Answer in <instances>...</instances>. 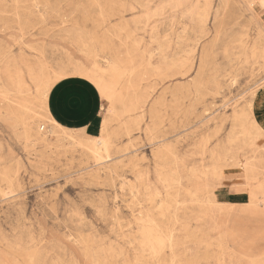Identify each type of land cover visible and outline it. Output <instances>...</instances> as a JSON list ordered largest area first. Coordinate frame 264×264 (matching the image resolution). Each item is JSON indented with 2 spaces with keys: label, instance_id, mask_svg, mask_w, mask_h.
Here are the masks:
<instances>
[{
  "label": "rangeland",
  "instance_id": "374dc122",
  "mask_svg": "<svg viewBox=\"0 0 264 264\" xmlns=\"http://www.w3.org/2000/svg\"><path fill=\"white\" fill-rule=\"evenodd\" d=\"M250 2L0 0V264H264V144L239 102L264 86ZM105 60L111 113L64 125L45 83ZM222 158L247 166L227 173L247 198L207 200Z\"/></svg>",
  "mask_w": 264,
  "mask_h": 264
},
{
  "label": "snow or ice",
  "instance_id": "6c2138e0",
  "mask_svg": "<svg viewBox=\"0 0 264 264\" xmlns=\"http://www.w3.org/2000/svg\"><path fill=\"white\" fill-rule=\"evenodd\" d=\"M248 11L251 14H255V11L259 9L260 15L264 16V0H251L246 5ZM103 68H96L95 65L89 61H85L82 66L68 65L67 67L59 70L57 74L52 76L44 85L41 101L51 102L55 99L56 105L61 110H67L71 112L75 109L79 103L80 98L78 94L74 93L70 88L66 89L67 85L73 82L76 78L79 81H86L87 84L92 86L93 96H98L104 101V106L108 110L109 114L112 110V105L115 101V96L108 84L109 74H115L118 72L119 65L113 63L111 60H105L103 62ZM239 102L245 107L246 122L249 128V134L252 139V146L255 147L256 143L264 144V86L259 89L252 87L250 84L246 85L243 94L239 98ZM99 105L97 104V107ZM95 109H93V115ZM59 117H57L58 119ZM52 124L59 127L56 124V119H52ZM107 123V120H105ZM83 131V130H82ZM73 133L72 135L82 134ZM155 147V145H153ZM264 152V149L261 150ZM247 166L245 164L234 165L225 159H221L217 171L208 180V188L206 190L207 200L211 201L213 196L219 197L222 200L231 198L233 195L243 192L245 198L248 196V189L235 187V180L227 175L233 171H244ZM77 199H80L77 196ZM217 206H221L217 204ZM101 215V213H97ZM70 239H72L70 237ZM169 241L167 238L163 240L165 246ZM77 250L81 253L84 248L83 245L77 244Z\"/></svg>",
  "mask_w": 264,
  "mask_h": 264
},
{
  "label": "crops",
  "instance_id": "0c3cea01",
  "mask_svg": "<svg viewBox=\"0 0 264 264\" xmlns=\"http://www.w3.org/2000/svg\"><path fill=\"white\" fill-rule=\"evenodd\" d=\"M70 88L74 93L78 94L80 98L79 105L73 109L71 112L67 110H61L55 103V99L52 100L51 111L56 117H59L58 120L64 125H70L73 121H77L80 117L87 114L88 112H93V108L85 102L84 97L81 94V90L77 83H71L66 86V89ZM97 104L99 105L97 107ZM95 106V114L102 116V111L104 110V101L100 98L98 103ZM82 120V119H81ZM80 120V121H81Z\"/></svg>",
  "mask_w": 264,
  "mask_h": 264
},
{
  "label": "bare ground",
  "instance_id": "6f19581e",
  "mask_svg": "<svg viewBox=\"0 0 264 264\" xmlns=\"http://www.w3.org/2000/svg\"><path fill=\"white\" fill-rule=\"evenodd\" d=\"M48 113H49V111H48ZM49 115H50V114H49ZM51 117H52V116H51ZM101 142H102V141H101ZM93 146H94V144H93ZM94 147H95V149H94V152H92V153L99 155V153H100L102 150L100 151L98 147H96V146H94ZM104 147H105V146H104ZM105 149H106V148H105ZM107 149H108V148H107ZM92 150H93V149H92ZM92 150H91V151H92ZM106 151H107V150H106ZM100 154H102V153H100ZM97 155H96V156H97ZM100 156L102 157V155H100Z\"/></svg>",
  "mask_w": 264,
  "mask_h": 264
}]
</instances>
